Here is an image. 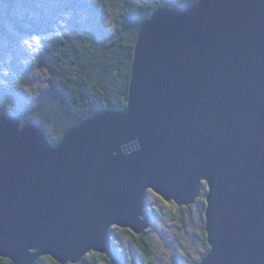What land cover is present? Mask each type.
<instances>
[{
	"label": "water",
	"instance_id": "obj_1",
	"mask_svg": "<svg viewBox=\"0 0 264 264\" xmlns=\"http://www.w3.org/2000/svg\"><path fill=\"white\" fill-rule=\"evenodd\" d=\"M207 186L199 264H264V0L161 7L137 36L128 105L53 145L0 118V257L78 264L113 228L150 227L149 192L192 206Z\"/></svg>",
	"mask_w": 264,
	"mask_h": 264
},
{
	"label": "trees",
	"instance_id": "obj_2",
	"mask_svg": "<svg viewBox=\"0 0 264 264\" xmlns=\"http://www.w3.org/2000/svg\"><path fill=\"white\" fill-rule=\"evenodd\" d=\"M197 1L107 0L105 6L109 11L115 14L119 10L115 18L117 24L108 29L99 15V4H93L91 0H0V118L11 113L21 119L22 126L29 122L38 124L50 142L57 145L69 129L98 112L125 109L135 44L142 23L161 7L184 9ZM84 11L91 14L87 21L82 17ZM17 38L38 42L39 61L48 68L50 75L47 92L31 109L12 103L13 95L24 85L23 72L12 48ZM45 98L48 100L43 101ZM163 206L166 208L165 204ZM186 207V215L190 219L192 209L191 206ZM153 210L159 216L163 214L157 206ZM167 212L184 225L180 211L172 208ZM154 228L142 235L118 227L113 230H125L127 238L142 247L140 250L145 262L151 264L152 244L147 233ZM201 236L207 242L206 231ZM112 249L125 264H133L131 252H124L114 239ZM207 253L191 263L199 264ZM97 256L109 264H117L113 255ZM44 260L53 259L44 257L40 264ZM184 260L189 261V257ZM90 261L93 260L86 256L81 264H89ZM0 264L14 263L0 257Z\"/></svg>",
	"mask_w": 264,
	"mask_h": 264
},
{
	"label": "rangeland",
	"instance_id": "obj_3",
	"mask_svg": "<svg viewBox=\"0 0 264 264\" xmlns=\"http://www.w3.org/2000/svg\"><path fill=\"white\" fill-rule=\"evenodd\" d=\"M93 4H99V15L103 17V22L106 24L105 28L112 29L117 24L116 16L118 17L119 10L115 14L106 8L105 3L107 0H91ZM90 13L84 11L82 14L83 20H89ZM89 23V22H88ZM87 23V24H88ZM69 32H72L69 29ZM2 45H5L4 43ZM14 54L18 60V66L22 70L24 85L20 88L15 95H13L12 103L25 107L27 109L34 108L39 104L41 97L48 89L49 71L48 68L39 61L38 55V42L36 40L17 38L13 44ZM7 74V72H5ZM47 98V96H46ZM43 99L46 101L48 99ZM64 117V115L62 116ZM154 192H149V197L152 206L159 207L163 214L159 216L152 211L154 216V231H151L148 236L151 240L153 253L151 258L154 264H192V261L197 262L204 253L210 250V247L205 238L201 235L205 231V219L201 214L200 206L194 208L192 216L189 220H183L184 225L180 226L172 215L168 214V208H164L163 204L158 201V196ZM199 201V199L197 200ZM172 202V201H171ZM170 203V202H169ZM167 204L173 206V204ZM154 209V207H152ZM177 209L175 208V211ZM182 217V214H180ZM152 229V225L148 231ZM179 233V234H178ZM123 245L131 244L129 238H120ZM186 252L189 257L188 260H178L181 254ZM90 252L87 257L93 260L89 264H107L105 260L100 258H93ZM133 253L131 251L133 264H147L141 252ZM142 255V256H141ZM44 258V257H43ZM83 263V261H82ZM42 264H54L50 260H44ZM71 264V263H69ZM78 264H81L78 263ZM132 264V263H131Z\"/></svg>",
	"mask_w": 264,
	"mask_h": 264
},
{
	"label": "flooded vegetation",
	"instance_id": "obj_4",
	"mask_svg": "<svg viewBox=\"0 0 264 264\" xmlns=\"http://www.w3.org/2000/svg\"><path fill=\"white\" fill-rule=\"evenodd\" d=\"M207 193H208V187L207 186H205L203 189H202V193H201V196H200V198H199V201H197L196 202V204H194L193 206H191L190 208L192 209L191 210V212L193 211V209L194 208H197V206H200L201 208H200V211H201V214H202V216L204 217V212L206 211V207H207V202H206V196H207ZM156 196H158V197H160L159 195H156ZM161 198V200H162V202H160V200H159V198H158V201L160 202V203H162V204H165V207L166 208H168L169 210H171L172 208H177V211H180V214H182V217H181V219H183V220H189V217H188V215H186V212L188 211L187 210V208L188 207H186V206H179L176 202H174V201H170V203H169V201H165L162 197H160ZM173 204V205H175V207H173V206H168L167 204ZM149 207H154V206H152V204H151V201H150V198L148 199V207H147V210H148V212H149V214H150V216H151V222H150V225H152V227L154 226L155 227V224H154V216L152 215V211H154L152 208H149ZM202 211H204V212H202ZM154 213H156V211H154ZM169 214V213H168ZM182 220V221H183ZM178 222H180V221H178ZM180 224V226H182L181 225V223H179ZM125 231V230H124ZM118 232L117 230H113V239L114 240H116V242L118 243V244H120L121 245V248H123L124 249V252L126 251V250H129L130 252L131 251H133V253L135 254V253H137L138 254V252H141V248L142 247H140V246H138L137 244H136V242H133L132 240H131V244H126V245H123V244H121V242H120V238H127V234H126V232ZM150 231V230H149ZM126 234V235H125ZM149 233H147V235H148ZM179 234V233H178ZM150 250H151V253H153V250H152V247L150 248ZM123 252V253H124ZM136 254V255H137ZM142 254V253H141ZM94 256L93 258H98V256L97 255H99V254H97V253H95V252H93L92 254H91V256ZM108 255H113V258H116L115 259V262L117 263V264H125V262L124 261H122V259L115 253V251H114V249H112L109 253H108ZM142 256V255H141ZM185 257H188V254L186 253V252H184L183 254H181L180 255V257H178V260H184V258ZM145 258V257H144ZM131 259H132V256H131ZM51 261V260H50ZM145 261H146V258H145ZM52 262L54 263V264H56L53 260H52ZM91 262V261H90ZM89 262V263H90ZM132 262H133V260H132ZM107 264H109L108 262H106ZM148 264H150V262L148 261ZM151 264H154L153 263V259L151 260Z\"/></svg>",
	"mask_w": 264,
	"mask_h": 264
}]
</instances>
